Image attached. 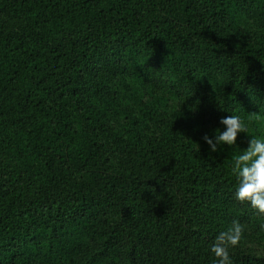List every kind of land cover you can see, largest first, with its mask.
<instances>
[{"label":"trees","instance_id":"1","mask_svg":"<svg viewBox=\"0 0 264 264\" xmlns=\"http://www.w3.org/2000/svg\"><path fill=\"white\" fill-rule=\"evenodd\" d=\"M264 136V0H0V264H264L235 154Z\"/></svg>","mask_w":264,"mask_h":264},{"label":"clouds","instance_id":"2","mask_svg":"<svg viewBox=\"0 0 264 264\" xmlns=\"http://www.w3.org/2000/svg\"><path fill=\"white\" fill-rule=\"evenodd\" d=\"M221 127L211 133L205 132L201 140L207 146L209 154L221 151L224 146L232 148L235 159L232 171L235 175V199L247 203L255 212L264 215V136L250 137L247 147L239 149L237 137L241 133L247 134V127L239 115L222 116L218 120ZM244 235V227L234 220L231 226L218 232L213 237L210 251L213 254V264H234L230 254L231 249L237 247ZM260 255L264 246L253 243L251 245Z\"/></svg>","mask_w":264,"mask_h":264}]
</instances>
